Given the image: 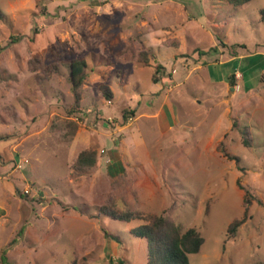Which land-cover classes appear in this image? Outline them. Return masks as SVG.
Returning <instances> with one entry per match:
<instances>
[{
    "label": "rangeland",
    "instance_id": "1",
    "mask_svg": "<svg viewBox=\"0 0 264 264\" xmlns=\"http://www.w3.org/2000/svg\"><path fill=\"white\" fill-rule=\"evenodd\" d=\"M263 7L0 0V264L22 228L6 264H147V241L131 230L151 215L199 230L191 264H264ZM235 53L248 58L215 62ZM235 67L236 84L224 82ZM166 97L178 113L170 125L158 115ZM84 150L97 163L79 173Z\"/></svg>",
    "mask_w": 264,
    "mask_h": 264
},
{
    "label": "trees",
    "instance_id": "2",
    "mask_svg": "<svg viewBox=\"0 0 264 264\" xmlns=\"http://www.w3.org/2000/svg\"><path fill=\"white\" fill-rule=\"evenodd\" d=\"M235 6L245 5L247 2L251 0H229ZM261 19L264 21V7L260 10ZM0 17H2V11H0ZM222 44L227 47L223 40H221ZM217 49L216 47H213ZM1 51V49H0ZM198 54H204L207 51L198 50ZM237 55V53L233 54ZM261 58L264 57L263 54H258ZM248 56L245 57V59ZM165 65L157 63L156 72L160 71ZM71 75L70 80L72 83L73 94H74V102L75 105L79 106L81 103V92L80 89L87 78V67L88 63L85 58H79L73 60L71 63ZM56 68V67H55ZM239 70V69H238ZM237 72V71H236ZM235 72V73H236ZM247 81L248 73L244 72L242 74ZM158 77H154V81L158 82ZM229 80L231 84L235 85V74L230 75ZM257 83V82H256ZM248 84H250L248 82ZM247 84V85H248ZM247 90L252 88L251 86H247ZM103 91L107 96H112L111 91L107 87H103ZM245 132H243L244 134ZM245 145L250 144V139L247 136H244L243 140ZM231 158L239 161L238 157L231 156ZM97 163V152L94 150H84L82 151L73 164V168L75 171L82 173L87 171L88 169L95 166ZM242 186V185H240ZM249 191H246V196ZM247 204L250 203L249 198L245 200ZM104 212L112 215L116 219L130 221L139 217V215L133 211H116V210H108L106 207L102 206L101 208ZM245 220V217L240 220H236L231 224L229 230L235 231L238 225H240ZM131 232L137 236L143 237L147 241V249H148V262L147 264H191L190 263V254L198 253L204 243V237L201 235L199 230L192 227L186 231H182L181 228L175 223L169 221L163 215H151L147 219V222L133 228ZM24 228L21 229L19 235L15 237L10 244L3 249L1 254V260L4 264L7 263V252L8 249L11 248L16 242H18L19 238L23 235ZM114 238V237H113ZM116 238V237H115ZM118 240V238H116ZM74 264H78L77 261ZM118 264H125V260L122 258L118 259Z\"/></svg>",
    "mask_w": 264,
    "mask_h": 264
},
{
    "label": "crops",
    "instance_id": "3",
    "mask_svg": "<svg viewBox=\"0 0 264 264\" xmlns=\"http://www.w3.org/2000/svg\"><path fill=\"white\" fill-rule=\"evenodd\" d=\"M220 51V50H219ZM221 52V51H220ZM258 53V52H257ZM260 54H263L264 53L260 52ZM216 55H218V52L216 51ZM221 56L223 55L222 52L220 54ZM239 59H245V56H243L242 54H239L237 53V55H232L229 59L227 60H220V61H215L217 63H219L220 65H225V64H229V63H233V62H236L237 60ZM211 63V62H210ZM238 68L235 67V69H233L232 72H230V74L226 75L223 77V80L224 82H228L229 83V77L230 75L232 74H235V72L237 71ZM183 76V75H181ZM174 78H177V76H174ZM244 81L245 83L247 82L246 79L244 78ZM246 85V84H245ZM234 88V87H232ZM170 100V97H166V100H165V103L164 105L162 106V109L160 111H162L163 113L162 114H159L158 115H165L166 116V120L165 121H168L169 122V125L172 124V121H174V118H175V115H177V111H175L176 107H174V103L169 101ZM175 108V109H174ZM140 115H149V114H146V113H141Z\"/></svg>",
    "mask_w": 264,
    "mask_h": 264
},
{
    "label": "built area",
    "instance_id": "4",
    "mask_svg": "<svg viewBox=\"0 0 264 264\" xmlns=\"http://www.w3.org/2000/svg\"><path fill=\"white\" fill-rule=\"evenodd\" d=\"M26 191H27V192H29V190H28V189H26Z\"/></svg>",
    "mask_w": 264,
    "mask_h": 264
}]
</instances>
